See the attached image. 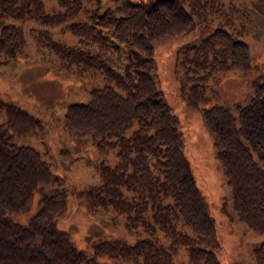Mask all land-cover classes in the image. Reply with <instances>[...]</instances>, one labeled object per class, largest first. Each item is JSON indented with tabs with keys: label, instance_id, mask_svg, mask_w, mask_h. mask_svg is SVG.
<instances>
[{
	"label": "trees",
	"instance_id": "obj_1",
	"mask_svg": "<svg viewBox=\"0 0 264 264\" xmlns=\"http://www.w3.org/2000/svg\"><path fill=\"white\" fill-rule=\"evenodd\" d=\"M57 1L61 8L50 12L43 0H0V63L14 59L27 43L24 26L8 18L44 26L66 23L79 43L120 57L112 65L99 52L50 38L47 28H31L40 45L49 46L68 69L103 75L104 84L91 89L89 100L70 102L65 113L66 126L78 140L117 149V162L100 164L101 182L82 195L90 210L124 214L127 228L142 227L147 235L135 243L95 239L92 253L74 244L58 225L67 190L57 186L60 177L42 152L18 140L42 128V119L0 99L6 113L0 121V264H223L216 252L215 219L184 152L185 133L154 80L152 52L158 42L205 25L199 41L187 43L181 87L185 92L187 80H193L185 96L190 103L203 101L238 219L264 232V73L248 80L254 93L233 104L210 102L204 90L208 67L209 75L251 68L247 43L212 23L216 16L229 22L238 14L224 12L221 0H111L113 9L103 11L85 7L90 0ZM82 9L89 17L75 18ZM181 247L187 249L186 262L174 260ZM253 250L257 264H264V240ZM103 257L109 260L100 261Z\"/></svg>",
	"mask_w": 264,
	"mask_h": 264
},
{
	"label": "rangeland",
	"instance_id": "obj_2",
	"mask_svg": "<svg viewBox=\"0 0 264 264\" xmlns=\"http://www.w3.org/2000/svg\"><path fill=\"white\" fill-rule=\"evenodd\" d=\"M43 2L47 11L61 8L57 0ZM222 2L224 3L219 7L224 12L233 11L238 15L231 14L229 22L223 16H216L212 23H221L236 38L247 43L251 68L246 71L241 67H230L224 71L214 70L209 75L208 67V79L205 83L207 88L204 90L210 97V102L233 104L254 93L255 88L251 83L248 85V80L264 73V0H221ZM113 4L111 0L85 1V7L90 11L96 6H100L101 11L113 9ZM78 16L89 17V12L82 9L75 18H79ZM8 19L24 26L27 43L14 59L0 63V99L26 108L43 121L42 128L18 140L42 152L52 171L60 177L61 183L57 186L67 190L65 212L59 216L58 225L69 232L74 244L88 253L93 252L91 241L95 242V239L137 242L147 235L142 227L135 230L127 228L124 214L104 211L102 208L98 211L90 210L82 195L83 191L101 182L100 164L114 165L117 162V149L101 150L94 140L80 141L77 139L78 133H72L66 126L67 105L70 102L89 100L91 89L104 84L103 75L98 70L80 73L74 66L68 69L63 58L50 50L49 46L40 45L42 43L33 35L31 28H47L50 38L66 45H80L92 52H99L112 65L121 62L120 57L92 44L82 41L79 43L78 35L66 23L44 26L31 19ZM199 27L200 29L158 42L152 52V73L163 91L162 96L177 115L179 129L185 133L184 152L208 210L216 222L220 242V246L216 248L217 255L223 264H257L253 249L264 240V232L256 231L238 219L234 209L233 190L227 183L213 136L203 116V101L190 103L185 96L194 84L193 80H187L185 92L181 87L186 74V67L183 65L184 51L187 43L198 42L201 38L205 25ZM209 27L215 29V25ZM45 39L47 37L43 36L44 42ZM197 88L201 90L199 86ZM204 90L201 92L204 93ZM232 109L237 115L236 107L233 106ZM5 120L6 113L0 109V121ZM262 165L264 166V162ZM181 248L174 260L186 262L187 249ZM106 260L109 259H100ZM119 263L132 264L129 261Z\"/></svg>",
	"mask_w": 264,
	"mask_h": 264
}]
</instances>
